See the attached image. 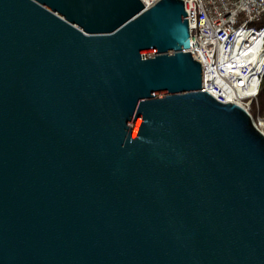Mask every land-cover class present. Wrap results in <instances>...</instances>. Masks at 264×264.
Masks as SVG:
<instances>
[{
  "label": "water",
  "instance_id": "water-1",
  "mask_svg": "<svg viewBox=\"0 0 264 264\" xmlns=\"http://www.w3.org/2000/svg\"><path fill=\"white\" fill-rule=\"evenodd\" d=\"M202 75L184 0H0V264H264V132Z\"/></svg>",
  "mask_w": 264,
  "mask_h": 264
},
{
  "label": "built area",
  "instance_id": "built-area-1",
  "mask_svg": "<svg viewBox=\"0 0 264 264\" xmlns=\"http://www.w3.org/2000/svg\"><path fill=\"white\" fill-rule=\"evenodd\" d=\"M146 8L159 0H142ZM190 51L202 64V89L241 105L264 132V0H184Z\"/></svg>",
  "mask_w": 264,
  "mask_h": 264
},
{
  "label": "trees",
  "instance_id": "trees-1",
  "mask_svg": "<svg viewBox=\"0 0 264 264\" xmlns=\"http://www.w3.org/2000/svg\"><path fill=\"white\" fill-rule=\"evenodd\" d=\"M260 104H261V113L264 114V77L262 80L261 90L259 94Z\"/></svg>",
  "mask_w": 264,
  "mask_h": 264
}]
</instances>
